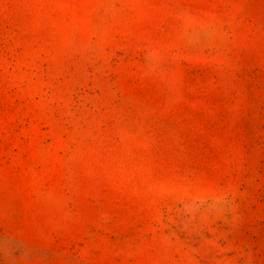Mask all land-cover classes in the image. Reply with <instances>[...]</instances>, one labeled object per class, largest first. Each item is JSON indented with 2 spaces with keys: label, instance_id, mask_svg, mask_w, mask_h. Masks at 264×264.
Wrapping results in <instances>:
<instances>
[{
  "label": "rangeland",
  "instance_id": "obj_1",
  "mask_svg": "<svg viewBox=\"0 0 264 264\" xmlns=\"http://www.w3.org/2000/svg\"><path fill=\"white\" fill-rule=\"evenodd\" d=\"M0 264H264V0H0Z\"/></svg>",
  "mask_w": 264,
  "mask_h": 264
}]
</instances>
